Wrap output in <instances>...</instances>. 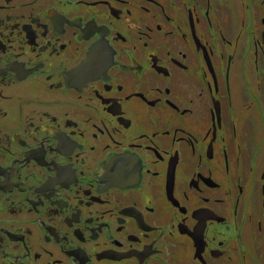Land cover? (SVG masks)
<instances>
[{"label":"flooded vegetation","instance_id":"1","mask_svg":"<svg viewBox=\"0 0 264 264\" xmlns=\"http://www.w3.org/2000/svg\"><path fill=\"white\" fill-rule=\"evenodd\" d=\"M0 264H264V0H0Z\"/></svg>","mask_w":264,"mask_h":264}]
</instances>
